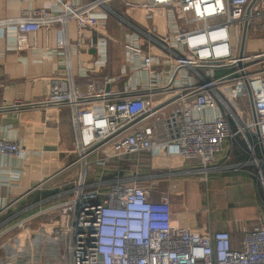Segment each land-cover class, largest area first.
Masks as SVG:
<instances>
[{
  "label": "built area",
  "instance_id": "obj_1",
  "mask_svg": "<svg viewBox=\"0 0 264 264\" xmlns=\"http://www.w3.org/2000/svg\"><path fill=\"white\" fill-rule=\"evenodd\" d=\"M130 9L141 10L143 21ZM160 12L165 30L155 21ZM112 19L124 38L110 32ZM71 21L74 41L67 32ZM56 25L69 72L52 77L45 105L70 109L76 158L58 173L77 166L79 174L73 197L59 211L69 221L56 224L51 239L38 246L62 239L69 264H264V221L239 233L179 224L171 195L144 184L170 172H120L121 163L138 153L175 156L198 163L188 173L206 178L253 166L264 190V48L246 51L250 27L262 25L264 32V0H56L54 7L0 20L19 50ZM110 42L122 49L117 73L105 71ZM72 47L85 88L71 73ZM21 154L17 140L0 136V155ZM109 170L118 173L108 176ZM11 242L4 247L14 253L12 260L0 264H17L24 252L17 233Z\"/></svg>",
  "mask_w": 264,
  "mask_h": 264
},
{
  "label": "crops",
  "instance_id": "obj_2",
  "mask_svg": "<svg viewBox=\"0 0 264 264\" xmlns=\"http://www.w3.org/2000/svg\"><path fill=\"white\" fill-rule=\"evenodd\" d=\"M71 1L82 4L87 0ZM55 5L56 0H0V20L11 21L28 12ZM116 5L120 4L115 3ZM119 7L124 12L128 10L126 7ZM130 11L134 19L143 21L141 10ZM10 25L9 23L8 26ZM117 30L122 36L120 39L124 38V29L117 25L116 19H112L110 32L115 37H118ZM67 32L72 41L77 38V26L74 22H68ZM60 33V25L42 29L34 37L36 43L19 50L11 38V30L0 27V136L15 139L22 147L20 157L0 155L1 261L12 260L9 257L14 253L4 245L10 246L17 233L25 247L24 252H19L17 256V264H24L26 261L35 264L70 262L69 252L62 239L38 246L39 240L51 239L50 231L56 224L69 221V216L59 211L65 201L73 197V186L79 174L77 166L58 173L76 158L70 109L45 105L49 99L52 77L65 76L69 72L65 51L58 42ZM97 39L98 36H94V40ZM93 50L90 48L91 52ZM109 57L105 71L117 73L123 57L119 45L109 43ZM79 72L77 49L72 47L71 73L75 82L85 88L86 79L79 77ZM16 103L20 107H14ZM238 157L241 156L235 153L233 160ZM197 164L175 156H151L147 165L158 171L166 167H193ZM254 171V167L250 166L237 171L213 172L207 178L202 174L200 177H185L179 173L155 181L146 180L144 184L150 185L151 181H157V191L171 195L173 215L177 223L200 231L227 229L239 233L246 227L245 222H241L245 220L243 216L228 214L223 218L200 216L198 219L197 213H206L209 206L223 203V196L225 202H233L239 207L250 206L253 213L249 217L264 221V194ZM96 174H99L98 171ZM226 187L230 191L223 193ZM153 196L158 199L159 193L155 192ZM22 219L36 223L18 228L17 223Z\"/></svg>",
  "mask_w": 264,
  "mask_h": 264
},
{
  "label": "rangeland",
  "instance_id": "obj_3",
  "mask_svg": "<svg viewBox=\"0 0 264 264\" xmlns=\"http://www.w3.org/2000/svg\"><path fill=\"white\" fill-rule=\"evenodd\" d=\"M116 34L119 38L122 37L119 30H117ZM247 41H249V42L247 43L246 51L249 53H253V52H256V51L264 48V32L262 29V25H258L257 29L253 28V26L250 27L249 34L247 37ZM150 158H151V156H148V154H146V153H138V154L133 155L131 158L125 159L121 163V166H120L123 169L122 171H120L121 174L128 172L131 174H136L138 176H141V175H146V174H158V173L170 172V175H176V174L182 173L185 175V177H188V176L200 177V173H197V172L188 173L187 170L190 169V167H177V168L166 167V168H164V170H158V171L155 170L154 171L153 168L151 169L147 165ZM195 164H197V163H195ZM197 165H195V167H198ZM195 167H192V168H195ZM148 170L149 171L151 170V171L148 172ZM227 171H230V170H227ZM175 172H178V173H175ZM117 173H118L117 171L109 170V174H107V175L111 176V175H115ZM155 179H158V178H155ZM151 183L155 184L158 182L157 181L156 182L151 181ZM260 188H261L262 194H264V190H263L261 185H260ZM228 191H230L229 187L228 188L226 187L225 189H223V193H228ZM222 198L224 199V202H225V197L222 196ZM224 202L223 203L220 202L219 204H216L214 206H209V210L206 211V213L200 214V211H199L197 213V218L200 219V216H202L204 218H208V217L209 218L210 217L216 218L217 216H219L220 218H223L225 216H228V214L229 215H237L240 217L243 216V217H245V220H242L241 222H245L244 224L247 227L260 221L257 218L249 217L253 213L252 208L250 206L239 207V205H235L233 202H225V203ZM14 248H17V247H14ZM1 252H2V250H1ZM5 261H2V262H5Z\"/></svg>",
  "mask_w": 264,
  "mask_h": 264
},
{
  "label": "bare ground",
  "instance_id": "obj_4",
  "mask_svg": "<svg viewBox=\"0 0 264 264\" xmlns=\"http://www.w3.org/2000/svg\"><path fill=\"white\" fill-rule=\"evenodd\" d=\"M156 23L159 24V27L161 30H165L166 28V19H165V16H164V12H160L156 15ZM150 24V23H149Z\"/></svg>",
  "mask_w": 264,
  "mask_h": 264
},
{
  "label": "water",
  "instance_id": "obj_5",
  "mask_svg": "<svg viewBox=\"0 0 264 264\" xmlns=\"http://www.w3.org/2000/svg\"><path fill=\"white\" fill-rule=\"evenodd\" d=\"M247 29V25H245V31H244V35L242 37V49L244 48L245 42H246V30Z\"/></svg>",
  "mask_w": 264,
  "mask_h": 264
}]
</instances>
